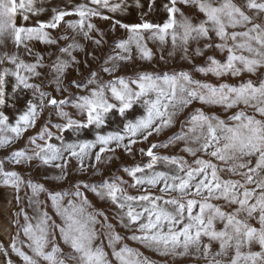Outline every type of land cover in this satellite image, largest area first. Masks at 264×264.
Instances as JSON below:
<instances>
[{
  "label": "snow or ice",
  "instance_id": "6c2138e0",
  "mask_svg": "<svg viewBox=\"0 0 264 264\" xmlns=\"http://www.w3.org/2000/svg\"><path fill=\"white\" fill-rule=\"evenodd\" d=\"M131 6L77 0L41 19L44 0H0V149H13L0 158V187L19 208L10 242H0L5 264L12 254L22 264H151L125 239L194 264H264V0H167L159 20L146 18L150 0L137 22L117 18ZM96 19L126 36L108 44ZM149 41L161 62L167 49L186 67H133L134 51L153 61ZM189 107L179 130L157 142ZM212 109L236 111L225 119ZM117 150L147 160L118 167L128 179L81 175H100ZM18 167L40 171L43 182Z\"/></svg>",
  "mask_w": 264,
  "mask_h": 264
},
{
  "label": "rangeland",
  "instance_id": "374dc122",
  "mask_svg": "<svg viewBox=\"0 0 264 264\" xmlns=\"http://www.w3.org/2000/svg\"><path fill=\"white\" fill-rule=\"evenodd\" d=\"M69 0H67V4H72V2H68ZM71 1V0H70ZM141 4L145 5L144 8H146V5H148L150 3V0H140ZM167 0H156V6L154 7V10L146 17L147 19L150 20H159L162 17H164L165 13L163 10V4L166 3ZM128 3L130 5H132L133 9L131 8V10L129 12H127L125 15L122 16H118L119 18L123 19L125 22H137V18L136 15L134 16L131 12L133 10H135L137 7L134 4V0H128ZM182 10L187 14V15H194L195 10L192 8H188L185 7L183 5H179ZM135 7V8H134ZM49 12H50V8ZM148 11V10H147ZM146 11V12H147ZM117 17V18H118ZM136 18V19H135ZM66 19H74V17H68ZM94 23H96L97 27L99 29H101L102 31H104L106 33V39L108 44H111L114 40H116L118 37H125L126 34L124 33V31L122 29H117L115 32L110 31V21H104V20H99L96 19L93 21ZM64 25H61V29H57L54 30L52 32V34L55 35H59L61 34L62 30L64 29ZM35 47L38 51L44 52L45 55L47 54V46L40 44L39 42H35ZM149 47L152 48L153 53H154V58L153 61L151 63H146L144 61H140L137 57H136V53L135 51L133 52V57H134V65L133 67L138 68V69H169V68H181V67H186L185 64H183L182 62H179V56L177 55V57H175V59H168V50L166 49L164 52V56H165V60L166 62H161L160 61V51L159 49L151 42L149 41ZM52 51H54L55 49L52 48L50 49ZM105 51H108L107 45L105 46ZM31 59V58H28ZM132 71V67L129 68H125L123 69L124 73H129ZM107 79V77H105ZM197 79H209L211 82L213 83H217V81L215 80V78L212 77H201L199 74L196 75ZM256 79L255 76H249V75H245L243 77V79ZM238 79H229L228 82L229 83H236L238 82ZM20 105H18L19 107ZM192 107H199V105H194ZM192 107H189L188 109H185V111L178 117L177 120V124L174 128L168 130L167 132H165L164 134H162L160 137L156 138L157 142L158 141H163L166 140L167 137L169 135H171L172 133L176 132L179 130V126H180V121H182L187 115L188 113L192 110ZM136 114L139 115L142 113V110L140 109H136ZM212 111H214L217 115H220L221 118H227V116L232 115L233 112H235L236 110H232L231 112H224L221 109H212ZM9 115H11V110H9ZM47 115V113H45V116ZM43 117L41 118V121H38L37 123V127L35 129L30 130L29 133L26 134L25 139L27 138V135H34L37 131H39V128L41 127L42 123H43ZM120 123V119L118 117L114 118V122L113 124H111L109 127H113L115 124H119ZM82 138H92L91 134L89 132H85L83 134ZM152 139V138H150ZM24 144V141L21 140L19 142H17L13 148H20L22 147ZM13 150V149H8V150H4V149H0V158H3L4 156L8 155V153ZM161 154L163 155H169V154H176L179 153V147L172 149V148H167V149H160L159 150ZM183 155V153H180ZM117 159H115L111 164H103L98 165L99 171H100V175L98 176H93L92 172L89 171L87 173L81 174L84 176V178L86 179H93V180H100L103 178H107L109 176H112L114 174L116 175H121L124 176L125 179H128V177L126 176V174H124L123 172H118L117 168L124 166V165H134L135 163L139 162V163H144L147 158L146 157H141L139 154H137L135 156V159L128 157L126 154H124L121 150H117L116 154ZM187 158V157H186ZM207 158V157H206ZM191 158H189L190 160ZM11 167V166H8ZM17 170L21 171V173L23 175H25L26 177H28L29 175H31L34 178L39 179L41 182H43V177H42V173L38 170L35 171H31L29 172V169L27 168H17ZM53 172H49V175H53ZM47 186V185H46ZM65 187L67 186L66 184L64 185ZM131 191V190H130ZM132 194H136L134 191L132 192ZM21 195H23V193H21ZM89 199L92 201V203L100 209H105L107 210L110 206L102 201H99L96 197H94L91 193H88ZM0 203L1 208L0 210H2V217H1V221L4 222L5 218L4 216H6V212L9 211V215H10V219L9 221H11L12 219H14L13 217V213L18 211L19 208L15 203V200L13 198V192L11 189L9 188H4V187H0ZM12 211V214H11ZM109 216H111V212L108 213ZM57 219V222H59V219ZM113 223H115V221H112ZM2 223V222H1ZM13 228V234L15 233L16 229L15 227ZM97 228L99 229L100 226L97 225ZM117 231L120 232V234L122 236L128 237L131 236L132 233L126 231L125 229L122 228H117ZM21 239H24L23 236H21ZM10 242V240L8 241V243ZM5 244L6 246L8 245ZM97 243H99V241H97ZM107 242L105 241V244ZM123 243H126L129 247L134 248L136 250H138L140 253L143 254V256L147 257L148 260L151 262V264H194V261L190 258H181V257H165V256H160L159 254H157L156 252L147 249L143 246H141L138 242H135L131 239H125L123 241ZM61 247L65 249V251H68L67 247L63 244H61ZM27 251V249H25ZM107 251H109V257L110 259L111 257V250L110 249H106ZM11 259L13 260L14 264H22V261H20L19 257L15 256L14 254L11 255ZM113 264H115V261L113 260Z\"/></svg>",
  "mask_w": 264,
  "mask_h": 264
},
{
  "label": "crops",
  "instance_id": "0c3cea01",
  "mask_svg": "<svg viewBox=\"0 0 264 264\" xmlns=\"http://www.w3.org/2000/svg\"><path fill=\"white\" fill-rule=\"evenodd\" d=\"M68 2H72V3H75L77 2V0H69ZM67 3V0H44V4H45V7L47 8H50V12H45L41 15V19H48L50 18V15L52 14L51 10L54 9V8H58V7H63L65 4ZM131 8L133 9V7L131 6L127 12H129L131 10ZM135 8V7H134ZM148 10V7L146 5V8H143V9H140V8H136L135 10H133L131 13L135 16L136 15V20L138 21L140 19V15H141V12H146ZM126 12V13H127ZM125 13V14H126ZM123 14V15H125ZM127 15V14H126ZM125 15V16H126ZM119 18V17H118ZM121 19V18H120ZM1 203H0V208H1ZM9 211L6 212V217L4 222L1 221V217H2V210H0V242H3L4 245L8 243V241L10 240V234H13V228L12 226L10 225V215H9ZM11 214H12V211H11ZM2 222V223H1ZM7 228L8 231H4V229ZM6 246V245H5ZM0 264H5V257L3 255V253H0Z\"/></svg>",
  "mask_w": 264,
  "mask_h": 264
}]
</instances>
